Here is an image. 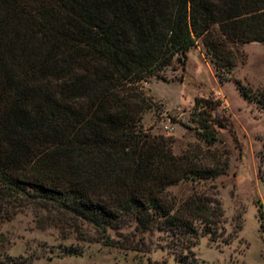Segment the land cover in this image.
Here are the masks:
<instances>
[{"label": "trees", "instance_id": "trees-1", "mask_svg": "<svg viewBox=\"0 0 264 264\" xmlns=\"http://www.w3.org/2000/svg\"><path fill=\"white\" fill-rule=\"evenodd\" d=\"M198 39L218 72H230L232 46L264 43V0H0V221L37 208L67 237L138 258L153 251L146 234L156 231L181 259L202 236L218 241L221 201L195 192L179 202L168 188L215 179L228 159L179 156L173 136L142 125L152 100L139 84L176 56L185 66ZM221 106L195 98L191 116L210 144L231 129Z\"/></svg>", "mask_w": 264, "mask_h": 264}, {"label": "rangeland", "instance_id": "rangeland-1", "mask_svg": "<svg viewBox=\"0 0 264 264\" xmlns=\"http://www.w3.org/2000/svg\"><path fill=\"white\" fill-rule=\"evenodd\" d=\"M232 49L234 68L218 72L203 40L198 39L185 66L176 56L160 76L139 84L152 100L142 120L144 129L173 136L174 153L198 163L221 166L228 159L226 173L215 179L183 181L168 188L179 202L195 192L221 201L226 223L218 241L202 236L188 257L181 259L164 247V232L156 231L146 234L153 251L138 258L134 251L105 246L97 239L83 242L80 235L67 237L54 214L29 207L11 220L0 221V264H147L149 257L167 264H264V43ZM199 96L220 99V113L231 122V129H220L214 144L206 141L191 116ZM91 235L96 236L94 231ZM71 246L84 251L68 253L65 247Z\"/></svg>", "mask_w": 264, "mask_h": 264}, {"label": "built area", "instance_id": "built-area-1", "mask_svg": "<svg viewBox=\"0 0 264 264\" xmlns=\"http://www.w3.org/2000/svg\"><path fill=\"white\" fill-rule=\"evenodd\" d=\"M167 129H171L169 126H166Z\"/></svg>", "mask_w": 264, "mask_h": 264}]
</instances>
